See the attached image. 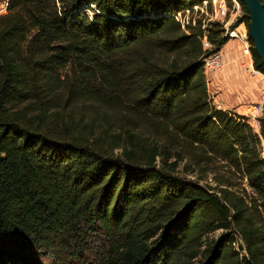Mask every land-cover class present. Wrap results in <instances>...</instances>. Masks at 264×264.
<instances>
[{"label":"trees","instance_id":"16d2710c","mask_svg":"<svg viewBox=\"0 0 264 264\" xmlns=\"http://www.w3.org/2000/svg\"><path fill=\"white\" fill-rule=\"evenodd\" d=\"M239 2L232 27L246 24L264 72ZM195 5L8 0L0 264H264V117L258 133L210 96L204 58L230 38L210 17L184 28L174 14Z\"/></svg>","mask_w":264,"mask_h":264},{"label":"crops","instance_id":"0c3cea01","mask_svg":"<svg viewBox=\"0 0 264 264\" xmlns=\"http://www.w3.org/2000/svg\"><path fill=\"white\" fill-rule=\"evenodd\" d=\"M220 52L223 56L224 66L220 72L218 70L214 73H216L217 84L222 87L223 92L220 98H215V103L220 108L234 110L245 115L249 102L253 104L260 100L262 79L260 76H251L250 78L246 74L247 70L244 69V65L249 56L244 52L242 40L230 39Z\"/></svg>","mask_w":264,"mask_h":264},{"label":"rangeland","instance_id":"374dc122","mask_svg":"<svg viewBox=\"0 0 264 264\" xmlns=\"http://www.w3.org/2000/svg\"><path fill=\"white\" fill-rule=\"evenodd\" d=\"M223 2H225L227 4V7H228L227 21L232 19L231 24L233 25V24H235V21L237 20V18H239L241 15H243V10H242L241 5L239 4V0H205V3L203 6L194 7L193 11H187L186 14H183L182 18H184V20H188L191 18L196 20L199 17H205V18L210 17L212 20L221 21L224 24V28H226V24H227L226 20H224L218 13V8H219L220 4H222ZM238 8H240V9H238ZM237 11H239V13ZM234 29L242 34L243 39H244V40H242L244 43V48H246V46H249V48L251 50L252 43L250 42V35H249L248 30H247L246 24L244 22L240 23V24H236ZM231 44H233V43L231 42ZM205 47L209 48L207 45H205ZM245 65H246V63H245ZM245 65H244V69H246ZM220 71L221 70H219V72ZM245 72L251 78L252 75L249 74L247 71H245ZM206 75H207V80H208L209 94L213 98L214 102H216V99L221 97V93L223 92V89L221 86H219V84H217V79L215 77L216 73H214V71L208 70L206 72ZM249 103L251 104L252 102H249ZM250 104H248V105H250ZM88 106L89 105H86L84 107L78 106L74 111L75 118L78 119L83 112H87V109H90ZM246 112H247V110H246ZM90 114L91 113L88 112L87 117L90 118ZM255 130L257 132L260 131V129L259 130L255 129ZM262 156L264 157V140L262 143ZM217 173H218V176L220 178H222L224 180L230 179L233 182H235L236 186L234 187V189L237 190V192L251 193V189L249 188V186L247 184V180L243 176L233 174V173L227 171L225 168L220 169ZM211 180L212 179L209 177V181H211ZM212 183L214 184V181H212ZM217 234H219V231H217L215 233V235H217ZM55 262L56 261L52 256L41 255L39 257L38 264H56ZM68 263L70 264V262H68Z\"/></svg>","mask_w":264,"mask_h":264},{"label":"built area","instance_id":"2783aa9c","mask_svg":"<svg viewBox=\"0 0 264 264\" xmlns=\"http://www.w3.org/2000/svg\"><path fill=\"white\" fill-rule=\"evenodd\" d=\"M204 3H205V0H204ZM239 4H240V2H239ZM196 6H199V5H195L194 7H196ZM7 9H8V0H0V14L6 13ZM238 9H240V8H238ZM187 11H192V10L186 9L185 12L180 11V12H177L176 14H174L176 19L182 23V26L184 28L190 20V19L184 20V18H182L183 14H186ZM237 12L239 13V11H237ZM218 13L224 20H226V23H227L226 28H225L226 35L230 39L244 40L242 34L239 33L237 30H235L232 27V24H231L232 19L227 21L228 7H227V4L225 2L220 4V6L218 8ZM205 45H207L209 48L212 47V45L209 43V41L206 38L204 39V46ZM244 52H246L249 56V58L246 62V65H245L247 72L249 74H251L252 76H260L262 79V88H261L260 100H259V102H256V103L249 105L247 108L246 115H245L248 118V121L251 124V126L254 128V130L255 129L259 130L261 128V118L264 117V72L260 71L259 69H257L255 67L254 58H253V55H252V52H251L249 46H246V48H244ZM204 63H205V71L206 72L208 70L216 72L218 70H221L224 66L223 56H222L220 51L214 52V53H212V54H210L204 58ZM238 242H241V240L238 239V241L235 244L237 245Z\"/></svg>","mask_w":264,"mask_h":264},{"label":"water","instance_id":"95a60500","mask_svg":"<svg viewBox=\"0 0 264 264\" xmlns=\"http://www.w3.org/2000/svg\"><path fill=\"white\" fill-rule=\"evenodd\" d=\"M251 17V36L264 62V5L260 0H244Z\"/></svg>","mask_w":264,"mask_h":264}]
</instances>
